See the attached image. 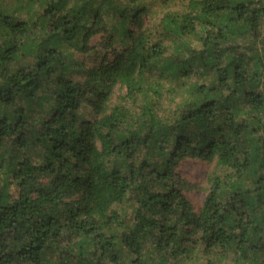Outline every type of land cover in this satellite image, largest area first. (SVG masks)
Listing matches in <instances>:
<instances>
[{
  "label": "trees",
  "instance_id": "1",
  "mask_svg": "<svg viewBox=\"0 0 264 264\" xmlns=\"http://www.w3.org/2000/svg\"><path fill=\"white\" fill-rule=\"evenodd\" d=\"M20 2L0 5V264H264V0H154L151 28L143 0ZM187 158L212 169L198 209Z\"/></svg>",
  "mask_w": 264,
  "mask_h": 264
},
{
  "label": "rangeland",
  "instance_id": "2",
  "mask_svg": "<svg viewBox=\"0 0 264 264\" xmlns=\"http://www.w3.org/2000/svg\"><path fill=\"white\" fill-rule=\"evenodd\" d=\"M144 3L150 4L149 6V14L147 18V25L151 28V26L155 23V21L162 15L163 9L158 7V5L154 2V0H143ZM184 0H181L183 2ZM180 2V1H178ZM176 3V2H175ZM21 4L20 0H0V5H5V7L13 8L19 6ZM177 4V3H176ZM173 9L175 10L176 7ZM179 9V7H178ZM111 27V26H110ZM117 27V26H113ZM111 31V35L115 37L116 44L115 46H119L121 43V37L119 36L116 29ZM102 41L100 36L95 37L90 41V46L93 47L89 53L79 54L76 53L73 55V61L76 62V66L79 65L77 71L72 75L77 80H81L84 77L83 68L87 66L97 65L100 61L101 51L98 48V44ZM82 63V66H81ZM182 84V83H181ZM120 92L117 88L114 91V94L117 95ZM113 99V98H112ZM115 99V98H114ZM182 99V94L171 93L166 94L161 100V111L164 116H169V114L174 111L175 105L180 102ZM114 101V100H112ZM115 102V101H114ZM80 120H91L93 115L92 111L89 108L82 107L77 111ZM212 170L206 161L199 160L197 158H187L179 163L177 168V173L179 176L185 180L189 185H191L190 189H188L186 193V198L190 202V204L194 207V209H198L201 207L202 202L205 198V194L208 188V184L206 183V178L208 177V172ZM200 264L202 259H200ZM193 264H196L195 262Z\"/></svg>",
  "mask_w": 264,
  "mask_h": 264
}]
</instances>
